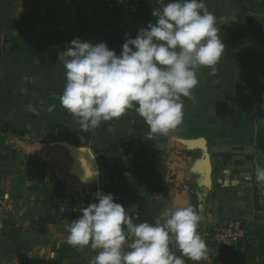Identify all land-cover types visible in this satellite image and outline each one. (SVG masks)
I'll use <instances>...</instances> for the list:
<instances>
[{"label": "crops", "instance_id": "crops-1", "mask_svg": "<svg viewBox=\"0 0 264 264\" xmlns=\"http://www.w3.org/2000/svg\"><path fill=\"white\" fill-rule=\"evenodd\" d=\"M168 2L131 15L101 0H0V264H90L97 251L69 245L65 226L97 190L135 224L174 202L195 206L207 259L185 264H264V0H203L225 50L215 75L198 69L195 101L182 97L183 123L167 136L147 138L135 108L84 132L61 105L66 44L105 42L119 55ZM233 218L238 243L204 236Z\"/></svg>", "mask_w": 264, "mask_h": 264}, {"label": "clouds", "instance_id": "clouds-1", "mask_svg": "<svg viewBox=\"0 0 264 264\" xmlns=\"http://www.w3.org/2000/svg\"><path fill=\"white\" fill-rule=\"evenodd\" d=\"M152 14L155 21L140 28L135 38L125 34L119 55L105 42L79 37L60 52L58 59L66 70L60 102L82 131L90 132L102 121L119 119L135 108L148 125L147 138L167 136L183 123L182 97L195 101L192 90L199 83L198 69L208 67L215 75L225 44L203 0H169ZM29 110L34 111L31 105ZM255 179L264 184V166H256ZM95 197L98 202L79 209L82 215L65 226L69 245L97 251L90 264H185L182 257L207 259V245L198 232L202 216L195 206L174 202L154 223L135 224L113 194L97 190Z\"/></svg>", "mask_w": 264, "mask_h": 264}, {"label": "built area", "instance_id": "built-area-1", "mask_svg": "<svg viewBox=\"0 0 264 264\" xmlns=\"http://www.w3.org/2000/svg\"><path fill=\"white\" fill-rule=\"evenodd\" d=\"M106 8L116 13L136 14L140 11L143 4L152 1L156 4H164L167 0H101ZM244 235L242 221L233 218L220 227L204 231V236L214 243L236 244ZM130 239V238H128Z\"/></svg>", "mask_w": 264, "mask_h": 264}]
</instances>
